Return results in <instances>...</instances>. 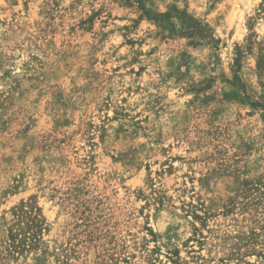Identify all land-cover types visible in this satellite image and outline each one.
I'll use <instances>...</instances> for the list:
<instances>
[{
  "label": "rangeland",
  "instance_id": "rangeland-1",
  "mask_svg": "<svg viewBox=\"0 0 264 264\" xmlns=\"http://www.w3.org/2000/svg\"><path fill=\"white\" fill-rule=\"evenodd\" d=\"M263 6L0 0V264H264Z\"/></svg>",
  "mask_w": 264,
  "mask_h": 264
},
{
  "label": "trees",
  "instance_id": "trees-1",
  "mask_svg": "<svg viewBox=\"0 0 264 264\" xmlns=\"http://www.w3.org/2000/svg\"><path fill=\"white\" fill-rule=\"evenodd\" d=\"M263 9H264V6H263ZM144 14H145V17H147V18H149V19H151V20H153V21H158V20H159V17H157V16L149 17V15H148L147 12H145ZM161 17H162V16H161Z\"/></svg>",
  "mask_w": 264,
  "mask_h": 264
}]
</instances>
